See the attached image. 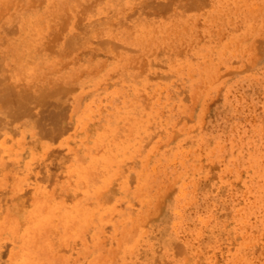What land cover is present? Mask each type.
Here are the masks:
<instances>
[{
  "label": "rangeland",
  "instance_id": "rangeland-1",
  "mask_svg": "<svg viewBox=\"0 0 264 264\" xmlns=\"http://www.w3.org/2000/svg\"><path fill=\"white\" fill-rule=\"evenodd\" d=\"M143 1L0 10V80L34 98L0 115V264L20 263L12 251L43 199L92 210L77 236L54 218L49 264H264V0Z\"/></svg>",
  "mask_w": 264,
  "mask_h": 264
},
{
  "label": "bare ground",
  "instance_id": "bare-ground-1",
  "mask_svg": "<svg viewBox=\"0 0 264 264\" xmlns=\"http://www.w3.org/2000/svg\"><path fill=\"white\" fill-rule=\"evenodd\" d=\"M143 1V0H142ZM156 1V0H155ZM154 1V2H155ZM159 1V0H158ZM197 1V0H196ZM195 0H191V3H194L196 2ZM207 1V0H206ZM245 3H247V0H243ZM13 2V0H0V7H3L5 6L6 8H8V6ZM162 2V1H161ZM172 2V1H171ZM198 2V1H197ZM204 2V1H203ZM201 2V3H203ZM140 3H142L140 1ZM143 3H146V6H150L151 3L153 2H149L148 0H145L143 1ZM157 3V2H155ZM181 3V2H180ZM185 3V2H184ZM205 3H209L208 2H205ZM204 3V5H205ZM154 4V3H153ZM152 4V5H153ZM173 4V3H172ZM195 4V3H194ZM199 4V3H197ZM196 4V5H197ZM243 4V3H242ZM256 4V3H255ZM13 5V4H12ZM142 5V4H141ZM151 5V6H152ZM171 5V4H169ZM178 5V4H177ZM184 5V4H183ZM186 5V4H185ZM184 5V6H185ZM203 5V6H204ZM248 7L246 8V11H248L247 13L248 14H251L253 13V7L254 5H251L250 3L247 4ZM154 6V5H153ZM164 6V1H163V4H160V7H163ZM202 6V8H203ZM256 6V5H255ZM165 7V6H164ZM170 7V6H169ZM197 7V6H196ZM199 7V6H198ZM146 8V7H145ZM153 8H156V7H153ZM158 5H157V8L158 9ZM195 8V7H193ZM201 8V7H200ZM4 7L0 10H3ZM9 9H10V6H9ZM149 9V8H148ZM163 9V8H162ZM161 9V10H162ZM135 10V9H134ZM154 10V9H153ZM170 10V9H169ZM169 10L166 9V12H168ZM173 11V10H171ZM169 11V12H171ZM110 12V11H109ZM144 12V11H143ZM148 12V11H147ZM164 12V11H163ZM141 13V12H140ZM150 13V12H148ZM158 13V12H157ZM81 14V13H80ZM147 14V13H146ZM152 14V13H151ZM154 14V13H153ZM165 14V13H164ZM55 15V14H54ZM175 15V14H174ZM51 17V16H50ZM69 17V16H67ZM66 17V18H67ZM54 20V19H53ZM52 21V20H51ZM55 21V20H54ZM65 21V20H64ZM101 21V20H100ZM121 21V20H120ZM150 22V21H149ZM64 24V23H63ZM53 25V23H52ZM146 25V24H145ZM47 26V25H46ZM51 26V24H50ZM36 27V26H35ZM52 27V26H51ZM186 29V27H183ZM59 29V28H58ZM175 30V29H174ZM17 32V31H16ZM58 32V31H57ZM186 32V31H185ZM200 32V31H199ZM132 33V31H131ZM187 33V32H186ZM219 33V32H218ZM224 34V33H223ZM264 35V34H263ZM260 36V35H259ZM70 37V36H69ZM223 37V36H222ZM175 38V37H174ZM180 38V37H179ZM202 38V37H201ZM261 38V36L259 37ZM264 38V37H263ZM177 39V38H176ZM186 39V38H185ZM181 40V38H180ZM260 40V39H259ZM67 41V40H66ZM100 41V40H99ZM199 41V40H198ZM247 41V40H246ZM53 42V41H52ZM182 42V41H181ZM45 43V42H44ZM192 43V42H191ZM197 43V42H196ZM228 43V42H227ZM255 44V42H253ZM261 42H259L260 44ZM264 43V42H263ZM198 44V43H197ZM186 45V44H185ZM52 46V45H51ZM165 46V45H164ZM170 46H172V44H170ZM74 47V46H73ZM255 47V46H254ZM260 47V46H259ZM11 48V47H10ZM49 48V47H48ZM173 48V47H172ZM241 48V47H240ZM258 48V47H257ZM188 49V48H187ZM151 50V49H150ZM160 50V49H159ZM183 50V49H182ZM105 51V50H104ZM179 51V50H178ZM264 51V50H263ZM56 52V51H55ZM168 52V51H167ZM180 52V51H179ZM224 52V47L222 49V51H220V53H223ZM226 52V51H225ZM256 52V51H255ZM256 54V53H255ZM259 54V53H258ZM180 55V54H179ZM140 56V55H139ZM253 56V55H251ZM261 56V55H260ZM79 57V56H78ZM143 57V56H142ZM129 58V57H128ZM137 59V58H136ZM71 60V59H70ZM78 60V59H77ZM254 60V59H253ZM68 62V61H67ZM71 62V61H70ZM1 64V63H0ZM136 64V63H135ZM62 66V65H61ZM104 66V65H103ZM221 66V65H220ZM220 68V67H219ZM59 70V69H58ZM214 69H212L211 66L209 67H205L204 69H201L199 70V74H202L203 76L205 77H209L212 75L211 72H213ZM233 70V69H232ZM6 71V70H5ZM227 72V71H226ZM191 74V73H190ZM4 77H7V76H4ZM75 77L77 76H74L73 78L75 79ZM3 78V77H2ZM49 79V78H48ZM50 82V81H48ZM9 84H4L2 82V80H0V115L2 118H5L7 116H10V117H16L15 115H20L22 114L21 109L23 110L24 108V104L27 103V100L29 99L30 101V98H32L31 94H30V98L29 96L26 97V94L25 92L22 93V92H17V90L14 89V86L10 85L8 86ZM29 85V84H28ZM37 86V85H36ZM18 87V86H17ZM16 88V87H15ZM31 88V86H28L27 90H29ZM36 88V87H35ZM18 89V88H17ZM46 90L47 88H42L39 89L38 91H34V93L36 94H45L46 93ZM55 91V90H54ZM186 91V90H185ZM29 93V92H27ZM52 94V93H51ZM53 95V94H52ZM195 95V94H194ZM193 95V96H194ZM39 97L41 95H38ZM43 96V95H42ZM42 96H41V99H42ZM44 98V97H43ZM46 98V96H45ZM34 99V98H33ZM32 99V100H33ZM38 99V98H37ZM39 98V100H41ZM31 100V101H32ZM214 100V99H213ZM30 101V102H31ZM51 101V100H50ZM49 101V102H50ZM195 101V100H194ZM211 101V100H210ZM34 102V100H33ZM39 102V101H38ZM45 102V101H43ZM47 102V101H46ZM196 102V101H195ZM212 102V101H211ZM29 104V103H28ZM27 104V105H28ZM49 105V104H48ZM47 106V105H46ZM29 107V106H28ZM47 108V107H46ZM28 109V108H27ZM26 109V110H27ZM208 110V108H207ZM25 111V110H24ZM29 112V111H28ZM26 112V113H28ZM20 113V114H19ZM25 113V114H26ZM42 113V111H41ZM45 114V113H44ZM205 114V113H204ZM24 115V114H23ZM51 116V115H50ZM39 117V116H38ZM44 117V116H43ZM18 118V117H17ZM60 118V117H59ZM44 119V118H43ZM78 121L79 122H83L82 118H81V115L78 116ZM0 121H3L1 118H0ZM18 121V120H17ZM252 121V120H251ZM50 122L46 123L47 125L49 124ZM203 123V122H202ZM39 124V123H38ZM37 125V124H36ZM41 125V123H40ZM45 125V124H44ZM63 125V124H62ZM38 126V125H37ZM43 126V125H42ZM203 126V125H202ZM201 126V128H202ZM264 126V125H263ZM44 127V126H43ZM263 128V127H262ZM39 129V128H38ZM37 129V130H38ZM49 129V128H48ZM56 129V127H55ZM47 132V131H46ZM41 133V132H40ZM38 134V133H37ZM46 134V133H45ZM8 142V141H7ZM210 143V142H209ZM120 144V143H119ZM195 144V143H194ZM210 145V144H208ZM201 146V144H200ZM201 149V147H200ZM196 150V149H195ZM194 150V152H195ZM154 151V150H153ZM179 151V150H178ZM150 156V155H149ZM225 156V155H224ZM186 157V156H185ZM238 157V156H237ZM258 157L259 155H252L251 157V165H256L258 164ZM112 157H110V159L108 160V158H104L102 160V165L103 164H109L111 161H112ZM221 161V160H220ZM96 162H97V159H89L88 160V163L86 165H83V164H80L78 166V170H77V175H78V179L77 181H81V180H86L87 177L89 176L90 174V169H93V168H96ZM197 165V164H196ZM194 165V166H196ZM255 170H258L257 167H254ZM153 167L151 168V172H148L146 170H144L143 172H141L139 174V180L141 181L140 182V185H139V189H144L143 191L146 193V190H148V188L150 187V184L151 182H153L155 180V177H156V173L155 171L152 170ZM11 170V169H10ZM210 170V169H209ZM236 170V168H235ZM239 171L236 170V175L238 174ZM243 173V172H242ZM241 174V172H240ZM170 179V178H169ZM240 179V178H239ZM231 183V182H230ZM132 184V183H131ZM231 185V184H230ZM229 187H231L232 185L234 186V183ZM239 185V184H238ZM166 186V185H165ZM226 186H228L226 184ZM86 187V185H85ZM159 188V187H158ZM84 189V188H82ZM86 189V188H85ZM146 189V190H145ZM230 189V188H227V190ZM87 190V189H86ZM95 197H99L100 194H99V190L100 189H95ZM233 190V189H232ZM181 191V195L183 196L184 195V190L183 189H180ZM249 191L251 192L250 188H249ZM248 193V192H247ZM138 195L140 194L139 192L137 193ZM166 195V194H165ZM246 195V194H245ZM55 196V195H54ZM160 196V195H159ZM163 196V194H162ZM242 196V195H241ZM244 196H242L241 198H243ZM158 198V197H157ZM246 198V197H245ZM18 199V198H17ZM100 199V198H99ZM44 200V199H43ZM38 201V203L36 204V214L35 216L37 217H33L31 219L28 220V225L25 227V230L22 232V234H20V238L18 239V242L20 245H18L19 247L15 250V251H12V257L13 255H16V259L18 260H21L19 264H49V262L51 263V254H52V244L50 242H47L45 243V241L42 239L46 236V232L49 230V227L53 225V223H55L54 221V218L56 219H60L62 220V224L64 226V231H68V232H71L74 236H77L80 234V232L85 228V226L88 224V222L90 221V219L92 218V210H89V209H85V207H74L73 209L71 210H68V211H60V209H58L56 206H52L51 204H44L45 201ZM23 201V200H22ZM141 201H145V199H141ZM158 201V200H157ZM163 201V199H162ZM135 202V201H134ZM160 202V201H158ZM157 202V204H158ZM208 202V201H207ZM18 204V203H17ZM44 204V205H43ZM136 204V203H135ZM138 204V203H137ZM156 204V205H157ZM162 204V203H161ZM143 205V204H142ZM160 205V204H159ZM158 207V206H157ZM162 207V206H161ZM160 207V208H161ZM227 209V208H225ZM150 211V210H149ZM161 212V211H160ZM158 213V212H157ZM150 214V213H149ZM223 214V213H222ZM2 215V214H1ZM230 215V213H229ZM101 215H98V218H100ZM246 217H241V222L243 223L242 225L243 226H246L248 225V221L247 219H245ZM139 219V218H138ZM10 223H8V228L10 229V231L12 232H15V221H9ZM20 222V221H19ZM21 223V222H20ZM225 223V222H224ZM20 225V224H19ZM136 225V224H134ZM142 225V224H141ZM145 225V224H144ZM21 226V225H20ZM109 227V226H107ZM106 227V229H107ZM135 228V226H134ZM55 230V229H54ZM216 230V229H215ZM131 231V230H130ZM213 231V230H212ZM253 231V230H252ZM255 231V230H254ZM57 232V231H56ZM215 232V231H214ZM70 233V234H71ZM71 234V235H72ZM220 234V233H219ZM205 236V235H204ZM255 237V236H254ZM263 237V236H262ZM204 238V237H203ZM206 238V237H205ZM221 238V237H220ZM201 239V238H200ZM199 239V240H200ZM204 240V239H203ZM235 240V239H234ZM101 241V240H100ZM196 242V241H195ZM236 242V241H235ZM48 245V249H47V245ZM180 244V243H179ZM223 244V243H222ZM232 244V243H231ZM234 244V243H233ZM259 244V243H258ZM257 245V244H256ZM264 245V244H263ZM9 246V245H8ZM180 246V245H179ZM182 246V245H181ZM161 247V246H159ZM192 247V246H191ZM230 248V247H229ZM2 249V248H1ZM63 249V248H62ZM140 249V248H139ZM180 249V248H179ZM259 249V248H258ZM156 250V249H155ZM196 250H198L196 248ZM50 251H51V254H50ZM104 252V251H103ZM247 253V252H246ZM245 253V254H246ZM223 254V253H222ZM158 255V254H157ZM222 256V255H221ZM223 257V256H222ZM113 258V257H112ZM216 258V257H215ZM224 258V257H223ZM211 260V259H210ZM197 261V260H196ZM217 261V260H216ZM170 262V261H169ZM168 262V263H169ZM256 262V261H255ZM216 263V262H215ZM199 264V263H198ZM253 264V263H252Z\"/></svg>",
  "mask_w": 264,
  "mask_h": 264
}]
</instances>
